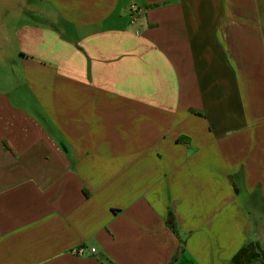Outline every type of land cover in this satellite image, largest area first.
Returning a JSON list of instances; mask_svg holds the SVG:
<instances>
[{
    "label": "crops",
    "instance_id": "crops-1",
    "mask_svg": "<svg viewBox=\"0 0 264 264\" xmlns=\"http://www.w3.org/2000/svg\"><path fill=\"white\" fill-rule=\"evenodd\" d=\"M252 239L264 0H0V264H229Z\"/></svg>",
    "mask_w": 264,
    "mask_h": 264
},
{
    "label": "trees",
    "instance_id": "trees-1",
    "mask_svg": "<svg viewBox=\"0 0 264 264\" xmlns=\"http://www.w3.org/2000/svg\"><path fill=\"white\" fill-rule=\"evenodd\" d=\"M167 223L174 229V219L171 212L168 213ZM175 230V229H174ZM180 249L172 256V262L176 260ZM229 264H264V250L258 240H251L243 244L231 257Z\"/></svg>",
    "mask_w": 264,
    "mask_h": 264
},
{
    "label": "built area",
    "instance_id": "built-area-1",
    "mask_svg": "<svg viewBox=\"0 0 264 264\" xmlns=\"http://www.w3.org/2000/svg\"><path fill=\"white\" fill-rule=\"evenodd\" d=\"M130 8L136 10V7H135L134 5H131ZM95 250H96V249H95L94 247H91V248L89 249V252H90V253H94ZM73 252L76 253V254L81 255V254H83V252H84V248H83L82 246L77 247V248L73 249Z\"/></svg>",
    "mask_w": 264,
    "mask_h": 264
},
{
    "label": "rangeland",
    "instance_id": "rangeland-1",
    "mask_svg": "<svg viewBox=\"0 0 264 264\" xmlns=\"http://www.w3.org/2000/svg\"><path fill=\"white\" fill-rule=\"evenodd\" d=\"M252 240H254V239H252Z\"/></svg>",
    "mask_w": 264,
    "mask_h": 264
}]
</instances>
